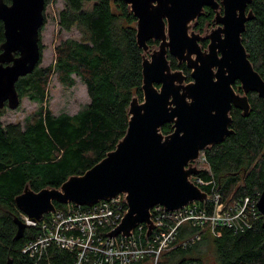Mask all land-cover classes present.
Returning a JSON list of instances; mask_svg holds the SVG:
<instances>
[{
    "label": "water",
    "instance_id": "obj_1",
    "mask_svg": "<svg viewBox=\"0 0 264 264\" xmlns=\"http://www.w3.org/2000/svg\"><path fill=\"white\" fill-rule=\"evenodd\" d=\"M121 1L136 18V43L143 50L142 98L132 96L127 128L115 148L82 174L69 175L58 187L34 190L29 182L24 184L14 204L26 220L15 218V239L23 236L28 222L38 223L55 211V203L92 206L118 194L124 195L127 209L107 235L129 236L144 223L149 236L154 206L174 211L208 197L189 178L199 173L194 161L200 152L234 133L232 108L248 116L250 92L264 102V79L241 38L254 18L252 0ZM206 7L214 12L213 26L195 31ZM44 8L45 0H0V109L19 106L16 83L39 64ZM205 39L208 44L202 49ZM150 40L157 44L150 47ZM168 56L186 64L191 80L171 67ZM166 123L172 125L168 134L162 132ZM256 207L264 230V189ZM6 264H13L10 257Z\"/></svg>",
    "mask_w": 264,
    "mask_h": 264
},
{
    "label": "trees",
    "instance_id": "obj_2",
    "mask_svg": "<svg viewBox=\"0 0 264 264\" xmlns=\"http://www.w3.org/2000/svg\"><path fill=\"white\" fill-rule=\"evenodd\" d=\"M48 2L46 0V4ZM63 2L57 14L59 30L74 28L80 33L79 39H60L54 47L53 64L37 65L17 81L19 96L37 102L38 111L23 126L0 121V264H6L9 257L13 264H34V259L21 250L35 238L39 226L29 225L21 238H14L15 218L24 221L14 197L24 184L29 182L34 190L46 185L58 187L69 175L82 174L115 148L127 128V110L132 96L142 98L143 50L136 43V18L128 6L121 0ZM249 8L254 18L246 23L242 43L254 68L264 79V0H252ZM213 14V10L205 8L194 30L201 32ZM3 41L0 20V44ZM200 43L207 44L206 40ZM155 44L156 41H148L150 47ZM39 46L42 51L40 41ZM168 58L173 69L182 70L186 81L191 80L185 63L179 64L172 56ZM54 74L66 87L75 84L74 76L85 85L89 102L75 114L53 115L47 107V85ZM234 87L239 89L238 82ZM248 97L249 115L242 116L239 109L232 108L234 133L204 150L216 189L226 203L241 201L244 197L258 200L264 189V102L255 92H250ZM3 109H0V117ZM171 131L170 123L162 126L164 134ZM199 175L204 180L211 176L205 170ZM55 207L66 209L67 204L55 203ZM258 215L251 228L241 232L226 226L211 232L184 222L177 229L172 247L162 253L160 264L189 261L264 264V230L262 216ZM194 232L201 233L198 242L187 248L175 245ZM74 259V252L51 244L37 264H73Z\"/></svg>",
    "mask_w": 264,
    "mask_h": 264
},
{
    "label": "built area",
    "instance_id": "obj_3",
    "mask_svg": "<svg viewBox=\"0 0 264 264\" xmlns=\"http://www.w3.org/2000/svg\"><path fill=\"white\" fill-rule=\"evenodd\" d=\"M199 172L207 171L211 176L204 180L199 173L189 179L207 194L202 201H192L180 209L168 211L161 205L151 209L152 232L146 236V225L139 224L129 236L109 237L107 234L121 221L127 209L123 194L100 200L92 206L67 204L66 209H55L45 214L40 222H28L39 226L38 234L22 248V253L37 264L51 244L75 253L73 264H160L161 255L172 247L178 227L190 222L211 232L226 226L236 232L251 228L259 217L257 200L244 197L241 201H223L216 189L204 151L194 161ZM207 189V190H206ZM260 214V213H259ZM261 216V214H260ZM23 218L26 220L25 216ZM201 239L194 232L177 241L175 245L187 248ZM185 264H203L189 261Z\"/></svg>",
    "mask_w": 264,
    "mask_h": 264
},
{
    "label": "rangeland",
    "instance_id": "obj_4",
    "mask_svg": "<svg viewBox=\"0 0 264 264\" xmlns=\"http://www.w3.org/2000/svg\"><path fill=\"white\" fill-rule=\"evenodd\" d=\"M63 4V0H49L46 4L44 10L45 23L40 31V42L43 45V49L41 51V62L38 64V67H46L53 64L55 58L54 47L60 39H79L80 33L74 28L70 31L59 30L57 14L63 7ZM207 28L211 27L207 26ZM74 79L75 84L72 87H66L61 84L55 74L49 79L46 105L53 115L60 113L75 114L89 102L85 85L77 76H74ZM39 106L37 102L24 96L21 98L20 104L16 109L7 107L3 109L0 121L3 124L20 123L23 126L26 120L38 111Z\"/></svg>",
    "mask_w": 264,
    "mask_h": 264
},
{
    "label": "flooded vegetation",
    "instance_id": "obj_5",
    "mask_svg": "<svg viewBox=\"0 0 264 264\" xmlns=\"http://www.w3.org/2000/svg\"><path fill=\"white\" fill-rule=\"evenodd\" d=\"M9 3H10V0H9L8 4H9ZM45 8H46V0H45ZM45 8H44V10H45ZM206 8H208V7H206ZM43 14H44V12H43ZM44 21H45V19H44ZM43 25H44V23H43ZM43 25H42V26H43ZM204 25H205V26H208V27H212V26H213V24H212L211 21H210V22H209V21H206ZM41 29H42V28H41ZM205 40H206V39H205ZM205 40H204V41H205ZM206 42H207V44H208V40H206ZM207 44H206V46H207ZM200 46H201L202 49H205V48H206V46H202L201 43H200ZM173 58H174V57H173ZM235 86H236V85H235ZM234 88H235V87H234ZM235 90L237 91L238 89L235 88ZM4 108H5V107H4Z\"/></svg>",
    "mask_w": 264,
    "mask_h": 264
}]
</instances>
